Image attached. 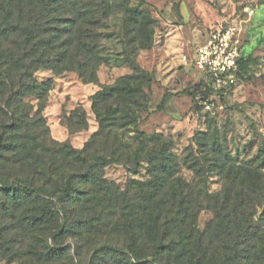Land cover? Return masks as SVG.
Masks as SVG:
<instances>
[{"label": "trees", "instance_id": "1", "mask_svg": "<svg viewBox=\"0 0 264 264\" xmlns=\"http://www.w3.org/2000/svg\"><path fill=\"white\" fill-rule=\"evenodd\" d=\"M145 4L0 0V252L18 256L17 244L37 238L35 258L48 264H264V142L256 156L243 157L214 125L196 132L200 155L190 146L179 156L170 137L145 134L134 112L110 106L111 98L116 107L135 103L141 85L132 80L147 76L134 58L152 45ZM116 19L118 28L108 29ZM110 57L132 73L91 96L98 129L80 149L52 139L43 116L52 80L33 74L72 70L98 84ZM248 63L242 52L238 79ZM72 113L86 124L84 113ZM129 125L134 144L125 150L116 131ZM98 139L102 151L91 154ZM126 160L133 173L144 163V178L120 187L104 177L105 166ZM209 179L219 187L210 190ZM203 210L211 217L200 227Z\"/></svg>", "mask_w": 264, "mask_h": 264}, {"label": "rangeland", "instance_id": "2", "mask_svg": "<svg viewBox=\"0 0 264 264\" xmlns=\"http://www.w3.org/2000/svg\"><path fill=\"white\" fill-rule=\"evenodd\" d=\"M139 1L131 0V3ZM145 3L142 8L154 19L152 45L137 50L134 58L137 67L147 76L132 80L141 85V92L133 94L135 103L116 107L113 103L117 100L111 98L110 106L118 111L125 109L134 112L138 129L145 134L157 132L170 137L173 152L179 156L190 146L200 155L194 139L196 132L205 131L214 125L225 137L229 150L247 158L256 156L264 142V0H145ZM219 22L242 27L243 53L249 58L248 67L233 89L225 95L205 88L207 86L202 72L181 60L182 55L190 57L195 47L203 42L207 29ZM118 25L119 20L116 19L109 24L108 29H116ZM105 43L109 50L116 47L111 39L105 40ZM115 60V57H110L109 63L99 66L98 84L84 83L78 73L72 70L61 74L38 70L33 74L38 80H52L43 109L52 139L68 141L73 148L80 149L98 129L91 96L100 90V85H113L122 76L132 73L129 66L120 65ZM33 75L26 76L31 78ZM201 90H204L202 95L205 98L212 100V110L204 108L201 102L204 98L197 99ZM32 102L34 106L36 101ZM160 103L161 108L157 109ZM102 107H99L101 114ZM72 112L84 113L86 124ZM74 128L80 130L72 132ZM130 128L131 125L116 131L125 150L128 145L134 144L133 132L127 131ZM101 142L98 139L94 143L91 154L101 153ZM262 152L264 154L263 148ZM131 168L127 160L114 161L104 167L103 174L107 180L122 187L128 178L142 179L145 176L144 163L137 173H133ZM182 173L187 179L193 177L188 169H183ZM207 186L210 190L219 187L210 179ZM210 217V212L203 210L199 215V226L202 227ZM10 232L5 231L3 238L10 240ZM41 238H47L50 242L47 233H43ZM69 242L72 241L67 240L64 245ZM18 245L22 248L18 256L11 251L0 252V264H48L35 258L33 251L36 248L41 250L37 238L24 239Z\"/></svg>", "mask_w": 264, "mask_h": 264}, {"label": "built area", "instance_id": "3", "mask_svg": "<svg viewBox=\"0 0 264 264\" xmlns=\"http://www.w3.org/2000/svg\"><path fill=\"white\" fill-rule=\"evenodd\" d=\"M241 55L242 27L219 22L207 29L203 42L195 47L192 55H182L181 60L202 72L207 86L205 88L227 93L238 80ZM197 99L202 100L203 96L198 94ZM201 102L205 109L212 110L210 98H204Z\"/></svg>", "mask_w": 264, "mask_h": 264}, {"label": "crops", "instance_id": "4", "mask_svg": "<svg viewBox=\"0 0 264 264\" xmlns=\"http://www.w3.org/2000/svg\"><path fill=\"white\" fill-rule=\"evenodd\" d=\"M242 52H243V48H242Z\"/></svg>", "mask_w": 264, "mask_h": 264}]
</instances>
